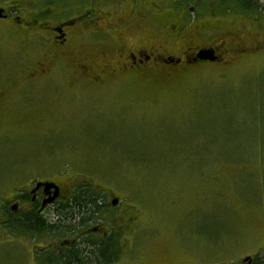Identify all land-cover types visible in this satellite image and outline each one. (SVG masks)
Instances as JSON below:
<instances>
[{
	"label": "rangeland",
	"instance_id": "obj_1",
	"mask_svg": "<svg viewBox=\"0 0 264 264\" xmlns=\"http://www.w3.org/2000/svg\"><path fill=\"white\" fill-rule=\"evenodd\" d=\"M193 1L137 0V12L165 9L135 14L117 34L127 46L146 33L142 15L143 26L162 25L176 19L172 8H184L187 42L222 41L228 54L76 89L32 79L31 49L17 41L26 37L0 25V202L38 179L79 176L77 185L83 177L108 188L135 215L126 258L113 264H248L244 257L260 254L264 47H255L264 44V0L252 11L233 0L191 9ZM181 43L168 48L180 56ZM238 44L245 51L236 53ZM15 236L0 246V264H38L32 247L52 239Z\"/></svg>",
	"mask_w": 264,
	"mask_h": 264
},
{
	"label": "flooded vegetation",
	"instance_id": "obj_2",
	"mask_svg": "<svg viewBox=\"0 0 264 264\" xmlns=\"http://www.w3.org/2000/svg\"><path fill=\"white\" fill-rule=\"evenodd\" d=\"M136 1L0 0V25L4 27L3 31L11 32L16 38L20 33L26 37L17 41H27L31 49L25 56L31 63L32 79L36 76L59 79L71 89L83 88L87 84L101 85L110 79L126 76V73L136 77L154 69L169 72L166 68L174 70L192 62L206 61L195 60L196 53L202 48L215 50L217 59L210 62L220 60V49L227 54L230 52L222 41L217 46H192L186 40L191 23L183 16L184 8L179 11L172 7L176 19L162 25H158L155 20L152 23L148 20L147 26H143L146 15H142V29L146 33L126 46V36L120 39L118 30L126 29L137 19L135 14L156 15L165 9L160 5L137 12ZM210 2L194 0L189 7L196 9L201 4L212 7ZM128 6L131 9L126 11ZM147 28L150 31H146ZM179 41L185 42L181 43L185 48L177 56L168 47ZM90 47H94L93 50ZM236 47V53L245 51L240 44ZM259 47H264V44L255 48ZM78 177L73 176L75 180ZM81 178L84 183L78 185L72 178L64 183L38 179L18 188L9 197L2 198L0 246L6 242L13 243L18 234L33 235L34 239L51 235L52 239L42 247L35 244L32 248L40 257L44 254L38 264H58L54 258L64 250L82 247L93 250L100 242L109 239L113 240L116 248L112 250L111 261L105 264L126 258V232L135 222V215L126 207L121 196L106 187H94L87 179ZM46 181L50 183L48 186L37 185ZM85 184L90 185L98 200L93 218L88 221L79 217L71 228L61 226L58 230L51 229L55 208L69 204L75 192L81 191ZM34 215L39 217L42 223L38 224L42 226L35 228L34 224L23 222ZM35 247H40V250L36 251Z\"/></svg>",
	"mask_w": 264,
	"mask_h": 264
},
{
	"label": "trees",
	"instance_id": "obj_3",
	"mask_svg": "<svg viewBox=\"0 0 264 264\" xmlns=\"http://www.w3.org/2000/svg\"><path fill=\"white\" fill-rule=\"evenodd\" d=\"M225 1L228 0H218L221 4ZM234 1L239 7L247 11L256 9L260 4L258 0H233V2ZM97 201L95 192L92 191L90 185H83V189L78 191L77 194L75 192L69 204L67 203L66 205L55 208V216H53V222L50 223V228L56 230L61 226L71 228L78 222L79 217L83 220H91L98 205ZM26 219L23 222L34 224L36 226L35 228H37V226H42V224H38L42 222H40L37 215H34V217L30 216ZM113 248H116L113 240L111 241L108 239L107 241L100 242L93 250L89 248L85 249V247L64 250L54 258V261L58 264H105L111 261L110 256ZM41 257H44L43 253ZM250 264H264V249L253 258Z\"/></svg>",
	"mask_w": 264,
	"mask_h": 264
},
{
	"label": "water",
	"instance_id": "obj_4",
	"mask_svg": "<svg viewBox=\"0 0 264 264\" xmlns=\"http://www.w3.org/2000/svg\"><path fill=\"white\" fill-rule=\"evenodd\" d=\"M217 59V55L215 54V50L213 48H202L199 49L198 52L196 53L195 60H206V61H215ZM49 185V182H39L37 185ZM251 256H246L243 258V262H247L248 264L251 263L252 261Z\"/></svg>",
	"mask_w": 264,
	"mask_h": 264
}]
</instances>
